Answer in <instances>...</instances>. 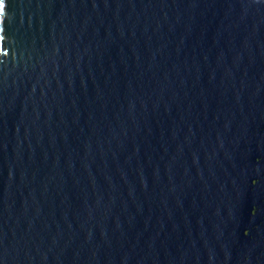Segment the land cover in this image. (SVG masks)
<instances>
[{
	"label": "water",
	"instance_id": "obj_1",
	"mask_svg": "<svg viewBox=\"0 0 264 264\" xmlns=\"http://www.w3.org/2000/svg\"><path fill=\"white\" fill-rule=\"evenodd\" d=\"M0 264H264V0H3Z\"/></svg>",
	"mask_w": 264,
	"mask_h": 264
},
{
	"label": "snow or ice",
	"instance_id": "obj_2",
	"mask_svg": "<svg viewBox=\"0 0 264 264\" xmlns=\"http://www.w3.org/2000/svg\"><path fill=\"white\" fill-rule=\"evenodd\" d=\"M4 2H3V0H0V9H3L4 8Z\"/></svg>",
	"mask_w": 264,
	"mask_h": 264
}]
</instances>
